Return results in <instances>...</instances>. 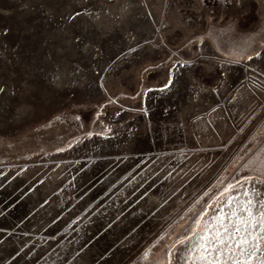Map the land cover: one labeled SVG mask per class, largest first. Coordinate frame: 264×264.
Returning a JSON list of instances; mask_svg holds the SVG:
<instances>
[{
	"label": "rangeland",
	"instance_id": "obj_1",
	"mask_svg": "<svg viewBox=\"0 0 264 264\" xmlns=\"http://www.w3.org/2000/svg\"><path fill=\"white\" fill-rule=\"evenodd\" d=\"M245 193L264 0H0V264H188Z\"/></svg>",
	"mask_w": 264,
	"mask_h": 264
},
{
	"label": "snow or ice",
	"instance_id": "obj_2",
	"mask_svg": "<svg viewBox=\"0 0 264 264\" xmlns=\"http://www.w3.org/2000/svg\"><path fill=\"white\" fill-rule=\"evenodd\" d=\"M258 203L260 201L248 198L247 193L243 201L237 195L230 194L226 202L228 211L216 216V224L204 225L197 247L191 252L199 260H189L188 264H253L257 252H250L248 248L258 251L261 239L259 234H264V204L257 210L255 205ZM260 264H264V260Z\"/></svg>",
	"mask_w": 264,
	"mask_h": 264
}]
</instances>
